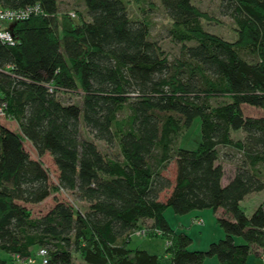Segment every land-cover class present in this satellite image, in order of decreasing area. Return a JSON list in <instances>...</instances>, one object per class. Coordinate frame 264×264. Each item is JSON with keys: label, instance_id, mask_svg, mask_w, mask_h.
Masks as SVG:
<instances>
[{"label": "trees", "instance_id": "trees-1", "mask_svg": "<svg viewBox=\"0 0 264 264\" xmlns=\"http://www.w3.org/2000/svg\"><path fill=\"white\" fill-rule=\"evenodd\" d=\"M79 1L86 19L59 13V0H0L3 8L38 4L42 11L4 24L13 45L0 40V116L17 129L0 124V251L7 254L0 264H16L14 256L41 264L40 249L46 264H203L213 257L214 264H246L264 248V200L250 215L240 207L264 189V111L242 110L264 109V0H219L235 25L233 41L205 30L201 21L212 17L192 0H158L180 46L171 60L125 0ZM72 94L78 102L64 98ZM197 118L200 143L181 148ZM24 140L38 157L50 154L55 185ZM224 148L236 160L226 184ZM171 162L173 181L164 175ZM60 189L85 208L54 198L44 215L31 216L26 204ZM167 208L175 215L211 210L223 237L190 250L191 237L168 225ZM146 224L144 236L169 242L166 263L130 247Z\"/></svg>", "mask_w": 264, "mask_h": 264}, {"label": "rangeland", "instance_id": "rangeland-1", "mask_svg": "<svg viewBox=\"0 0 264 264\" xmlns=\"http://www.w3.org/2000/svg\"><path fill=\"white\" fill-rule=\"evenodd\" d=\"M126 6L128 10V14L131 18L134 19H142L147 22V25L149 27V37L152 40H155L159 43L160 47L164 51V54L171 60L179 55L180 46L176 43H174L168 36L167 29L171 25V20L169 19L168 15L166 14L165 10L161 6L160 2L158 0H125ZM193 4L197 6L200 10L205 11L207 14H209L212 17L211 22H207L205 20H202V26L205 30H207L210 33L216 34L221 36L224 39L233 41L236 39V32L234 31V23L231 21V19L228 16H225L221 14V9L219 7V0H192ZM59 13H73V12H82L84 18L86 19L83 6L80 4L79 0H59ZM64 98L71 102H78L80 97L79 94H72L70 96H64ZM242 110L246 114H252L258 112L260 109L256 107H252L249 105H242ZM0 124L13 130L16 129V124L11 119H6L2 116H0ZM234 136L235 133H232ZM81 136L85 138H92L90 133L84 128L81 127ZM201 140V134H200V122L199 119H194L191 123L190 127L184 131V133L181 135V137L178 140V144L181 148L184 149H195ZM99 149L103 152H115L116 150L114 148H109L100 141H95ZM23 147L25 151L29 154V156L33 159L37 158L38 155L32 146V144L24 140L23 141ZM223 152L229 154V157L227 159H224L223 157L220 159L223 162L224 165V179L226 181H229V179L232 177L234 172V165L236 160H232V154L235 152L233 150L229 149H222ZM224 155V154H223ZM231 156V158H230ZM238 156V155H237ZM43 166L47 169L48 176H49V182L51 184H56L57 182V169L56 166L52 160V157L48 153L42 154L40 157H38ZM238 158V157H237ZM231 159V160H230ZM173 162H171L164 172V175L168 178H171L173 175ZM168 194V191H163L160 194V199H163ZM263 199L264 193H261L259 195H249L248 197H245L243 201L240 203V207L243 209L245 214L250 215L252 211L256 208V206L263 200L259 201L258 198ZM54 198L58 200H62L65 202H68L71 204L75 209L77 210H83L85 208V203L83 201H79V199L76 198L73 194L70 192L64 191V190H58L56 192H53L52 195L48 196L44 201L37 203V204H26L27 208L31 211L32 217H39L44 215L47 210L52 206L54 203ZM206 213H211V210L206 209ZM165 217L168 221V223L174 227V223L177 221L176 215L173 213L171 208L166 209ZM202 217V216H201ZM204 217V216H203ZM176 219V220H175ZM201 219V218H199ZM197 218L194 219V223L196 222ZM202 224L196 225L191 228V232H189L190 237L192 239V243L189 246L190 250H205L208 247V244H206V236L212 235L214 236V233H211L213 231L212 228H220L215 220V224L208 222L205 218L201 219ZM148 224L144 225L145 227H142L140 230H145L146 232L148 229H146ZM207 227V228H206ZM206 228V229H204ZM221 229V228H220ZM222 230V229H221ZM203 232L201 235L200 233ZM218 240V239H217ZM216 241V240H215ZM164 240H162L160 237H132L130 242V247H138L139 249H144L149 253L157 254L161 256L162 262L166 263L168 261V256H162L164 255ZM0 257L6 258L7 254H5L3 251H0ZM253 259L252 255L250 256V260ZM78 263V262H77ZM216 263V259L213 258H207L203 264H214ZM32 264H40V258L36 257L33 259Z\"/></svg>", "mask_w": 264, "mask_h": 264}, {"label": "crops", "instance_id": "crops-1", "mask_svg": "<svg viewBox=\"0 0 264 264\" xmlns=\"http://www.w3.org/2000/svg\"><path fill=\"white\" fill-rule=\"evenodd\" d=\"M263 111H264V109H260L258 112H256V113H252L251 114V116H259V115H261L262 113H263ZM235 133H237V135L239 136V137H243V133L241 132V131H237V132H235ZM173 170H174V172H175V166H174V164H173ZM173 172V175H172V177L171 178H169L171 181H173L174 180V176H175V173ZM221 183L222 184H226L227 183V181L224 179V175H223V177H222V179H221ZM261 193H264V189L262 190V191H260V192H255V193H251V194H249V195H259V194H261ZM249 195H247V196H245V197H248ZM258 198V200L259 201H261V200H264V197H262L263 199H260L259 197H257ZM245 199V198H244ZM243 199V200H244ZM220 211V210H219ZM207 211H205V210H202V211H191V212H189V213H187V214H185V215H176V219H177V221L174 223V227H172L169 223H168V221H167V219H166V217H165V213H166V210H165V212H164V217H165V219H166V221H167V223H168V225L170 226V228L172 229V231H174V232H179V231H183V232H185L189 237H190V233L189 232H191V228L194 226V224H196V223H194L193 221H194V219L195 218H201V219H203V218H205L208 222H210V223H213V224H215V217H216V214H214L213 212H212V214L209 212V213H206ZM221 212V211H220ZM202 216V217H201ZM204 216V217H203ZM175 219V220H176ZM194 223V224H193ZM197 225V224H196ZM207 228V227H206ZM206 228H204V229H206ZM210 231H213V232H211V233H214V236H212V235H207L206 236V240L207 241H205V242H207L206 244H209L210 242H212V241H215V240H217V239H219V238H222L223 237V231L220 229V228H212L211 227V230ZM203 232H201L200 233V235L202 234ZM192 240V239H191ZM264 254V248H262V249H260L259 251H258V255L257 254H251L252 255V257H253V259H251L250 260V256L248 257V259H247V261H246V264H264V260H263V255ZM10 258V257H9Z\"/></svg>", "mask_w": 264, "mask_h": 264}, {"label": "built area", "instance_id": "built-area-1", "mask_svg": "<svg viewBox=\"0 0 264 264\" xmlns=\"http://www.w3.org/2000/svg\"><path fill=\"white\" fill-rule=\"evenodd\" d=\"M41 12H42L41 8L38 4L26 6L24 8H17V9L0 7V40L1 42L7 45L14 44V39L11 33L7 31L4 27L5 23L26 20L29 17L41 14ZM69 14L73 16V13H69ZM195 223L197 225H200L202 223V220L197 218ZM145 234H146L145 230H136L134 232L135 236H144ZM168 244L169 242L166 241L165 245H168ZM37 255L40 256L42 259L41 264H46V250L40 249ZM262 256L264 260V254ZM14 258H15L16 264H32L33 262L32 258H21L19 256H14Z\"/></svg>", "mask_w": 264, "mask_h": 264}]
</instances>
